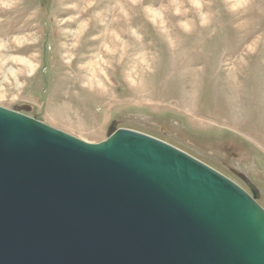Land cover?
I'll return each mask as SVG.
<instances>
[{
  "label": "rangeland",
  "instance_id": "rangeland-1",
  "mask_svg": "<svg viewBox=\"0 0 264 264\" xmlns=\"http://www.w3.org/2000/svg\"><path fill=\"white\" fill-rule=\"evenodd\" d=\"M0 105L151 134L264 207V0H0Z\"/></svg>",
  "mask_w": 264,
  "mask_h": 264
},
{
  "label": "water",
  "instance_id": "water-1",
  "mask_svg": "<svg viewBox=\"0 0 264 264\" xmlns=\"http://www.w3.org/2000/svg\"><path fill=\"white\" fill-rule=\"evenodd\" d=\"M185 150L88 142L0 105V264H264V207Z\"/></svg>",
  "mask_w": 264,
  "mask_h": 264
}]
</instances>
